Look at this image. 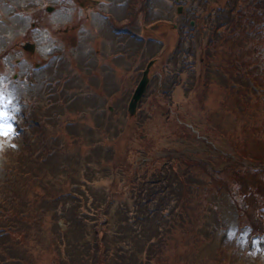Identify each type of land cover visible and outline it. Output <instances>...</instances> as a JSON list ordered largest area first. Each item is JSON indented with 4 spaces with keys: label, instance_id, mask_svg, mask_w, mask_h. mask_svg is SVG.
Masks as SVG:
<instances>
[{
    "label": "trees",
    "instance_id": "trees-1",
    "mask_svg": "<svg viewBox=\"0 0 264 264\" xmlns=\"http://www.w3.org/2000/svg\"><path fill=\"white\" fill-rule=\"evenodd\" d=\"M193 19L199 28L210 23L207 36L210 45L201 44L200 57L209 63L214 62V54L219 55L216 62L225 64L222 72L228 81L235 74L242 75L233 89L223 86L231 92L225 91L224 102L215 115L217 124L204 125L205 131L217 133L215 139L223 134L227 140L223 149L216 147L214 141L211 144L213 152L208 162L217 173L209 175L212 180L208 183L212 189L209 195L220 196L236 184V191L247 208L245 217H241L244 213L238 215L236 227L245 228L249 237L257 235L264 241V57H258L252 48L253 29L259 27V37L264 35V0H215L214 4H204ZM214 36L220 39L211 40ZM261 39L264 45L263 36ZM202 40L198 37L199 43ZM197 65L201 88L208 84V77L203 74L201 64ZM64 80L58 81L60 85ZM231 93L234 98H240L232 101V111L227 106ZM71 96L65 103L67 99L75 100ZM196 98L202 104L201 97ZM85 100L88 99L82 97L81 102ZM223 106L230 111L228 121L235 128L232 134L228 131L224 134V128L218 125L223 123L220 120ZM36 115L32 120H38V126L25 131L24 124L25 128L18 131H25L22 142L17 141L14 152L9 149L3 154L0 264H35L43 256L49 258V264H170L172 247L179 250L181 244L187 251L180 264H243L240 254L215 237L216 227L207 223L192 224L188 209L192 201L187 198L195 189L202 190L203 184L179 174L178 182H173L179 184L177 187L172 188L171 181L167 180L169 188L165 187L164 191L162 183L154 181L153 186L158 188L139 187L134 191L137 186L133 188V175L121 159L122 153H113L114 146L106 141L111 139V132L104 130L93 137L90 131L82 144L74 141V148L70 150L60 143L59 136L53 141L57 134L44 131L46 122H54L58 128L63 122L69 127L73 125L74 121H69L70 112L63 120L57 112L53 116ZM111 116L107 112L102 114L103 118L111 119ZM138 118L126 123L130 128H137ZM133 132L137 130L130 133ZM219 160L223 161L221 168L217 166ZM122 171L129 181L130 192L143 193L140 203L114 205V201L124 198L123 192L118 194L113 188L106 192L94 187L98 182L109 180L117 183ZM150 176L160 178L153 170ZM173 202L175 205L170 208ZM149 204H153V209L148 208ZM207 212L204 207L199 219H204ZM178 215L176 222L181 216L187 218L181 221L186 233L180 243H174L178 237L171 232ZM60 221L66 225L65 231L59 226ZM229 227L227 223L217 230L221 234Z\"/></svg>",
    "mask_w": 264,
    "mask_h": 264
},
{
    "label": "rangeland",
    "instance_id": "rangeland-1",
    "mask_svg": "<svg viewBox=\"0 0 264 264\" xmlns=\"http://www.w3.org/2000/svg\"><path fill=\"white\" fill-rule=\"evenodd\" d=\"M134 1L138 8L144 6L143 1L145 0ZM150 1L155 6L154 14L150 18L143 15L137 19H140L139 25L144 24L147 28L151 27L157 30L152 29L150 32L140 30L137 35L142 40L148 37H150L148 41L149 39H155L156 45H153L154 48L148 45L144 47L145 41L123 35L125 37L120 39L121 42L119 43L126 44L122 46L121 52L127 53L124 54L127 60L119 58L114 61L115 59L112 60L108 56V50L102 51L104 46L101 45V43H105L104 39L106 38L113 42V30L95 17L94 11L89 12L87 9H82L78 6V3H74L72 0H0V89L10 96L12 102L11 114L14 117L20 115L18 120H22L20 125H15L14 120L12 121L14 135L0 136V168L3 163V154L9 149L14 152L17 141L22 142L27 128H32V125L34 127L32 120L34 115L53 116L57 112V115H61L60 117L63 120L65 114L70 112L69 121L75 123L70 127L65 122L61 123L59 128L54 122H46L44 131L57 134L53 141L59 136L60 143L72 150L74 148L72 143L77 141L82 144L90 131V135L95 137L94 134H101L104 130H108L112 135L111 139L106 141L114 146L113 153L115 151L122 153L121 159L128 165L130 175H133L131 179L134 182L133 188L137 186L134 191L139 187L158 188L153 186L154 181L161 182L165 191V187L168 185L167 180L171 181V187L173 188L179 186L178 183L173 184V182H178L179 174L185 175L187 180L191 176L190 181L204 185L202 190L195 189L191 197L187 198L192 201L188 203L189 217L192 224L207 223L221 229L228 223L230 227L226 233V239H224L223 234L218 235L220 230L215 229V237L222 241L221 244H228L236 254H240L243 264H264V241L253 239L249 242L246 232L241 230L236 233L238 215L244 213L247 209L244 200L240 198L236 191V184L232 185L227 193H220V196L209 195L212 193V189L208 184L212 181L209 175L217 173L208 162V157L213 152L211 144L215 142L216 147L223 149L227 140L223 134L215 139L217 133L213 130L212 132L211 130L209 132L205 131L204 125H207L208 122L217 124L215 121L216 112L224 102L225 93L231 92L224 89L223 86L233 89L242 75L235 74L233 79L228 81L227 75L222 72L226 68L225 64L219 61L216 62V59L219 60L217 58L219 55L214 54L212 57L214 62L209 63H206L207 61L200 57L199 48L201 44L203 46L210 45L209 40H207L210 23H205L201 28L190 24V27H188L187 23L198 16L204 4L197 7L194 0ZM210 1L214 3V0ZM125 3L115 4V8L104 6L101 9L97 5L93 8L100 9L103 12H111L114 18H117L118 23L116 22L115 25L121 26L125 17L129 16L126 13L127 9H124ZM47 6L59 7L61 11L68 6L69 11L67 14L70 13V15L64 17L61 11L55 14L48 13L45 10ZM179 6H182L187 12L185 19L176 16V8ZM36 16L40 18L38 19ZM123 16V20H120ZM79 19H84L89 23H80ZM104 19L106 20V18ZM165 21H167L166 24H163L162 22ZM39 22L44 24L43 29L36 26ZM61 22H66L70 28H74L72 32L77 33L76 36L80 44L87 40L91 41L92 46L89 48L91 51H87L89 56L86 57L78 54L75 56L78 47L72 48V54L69 53V58H76L73 61L71 60L75 65L72 66L67 81L64 80V83L60 85L58 81L66 79V77H52V83H48L51 77L46 79L43 75L56 76L59 75L57 71L68 74L66 67L70 68V65H56L53 58L54 49L41 47L39 39L43 34L51 35L64 28L65 26ZM134 24L138 23L135 22ZM158 25L160 26L158 27ZM262 28L264 29V24H262ZM258 29L260 28L258 27ZM258 29H253L252 48L255 49L258 57H264V45L261 44V37L263 36L264 41V35L262 34L259 37L261 30ZM117 36L121 38L122 35L118 34ZM200 36L203 38L201 43L198 41ZM216 39H220V37L214 36L211 40ZM34 41H36V45H39L35 53L32 54L22 50V45L25 42L34 43ZM155 46L157 47L155 48ZM98 49L99 52H96ZM152 49L156 56L160 57L161 65L159 69L161 72L160 74L157 72L151 74L150 88L147 89L146 96L144 95L138 105L140 118L137 116V126L139 127L130 128V125L126 122L137 121V119H127V108L134 91L133 88L137 86L141 79V72L150 61L149 57L151 56L146 51H152ZM156 49H158V53ZM115 53H117L116 46L113 47V54ZM130 53H133L134 59L129 60L128 54ZM194 53L195 58H193ZM34 55L39 58V63L43 61L39 66L35 65ZM176 60L178 68L174 66ZM71 61L68 63H71ZM159 61L153 67L158 65ZM166 64H171V66L167 67ZM197 64H201L203 74L208 77V84L201 88L198 74L200 67ZM172 67L179 70V75L176 77H170ZM15 74L18 82L15 85L9 84ZM112 81L113 84H111ZM110 84L116 87L118 97H108L107 101L88 99L81 102L82 97H85L82 95L86 93L71 90V87L76 89L85 88L88 94L96 92L103 95L109 94L108 87ZM157 87L159 88L156 93ZM165 88L169 89L170 92H166ZM64 89H67V92ZM112 89L114 90V87ZM197 95L201 97L202 104L199 101L196 102ZM70 96L74 97L75 100L67 99L65 103L64 100ZM245 97L248 98V96ZM227 99L229 100L227 103L228 109L232 111V101L235 102V99L240 98H234L233 93H231ZM19 101L24 102L22 108L19 107ZM60 105L66 106L58 108ZM92 105L104 106L102 107L103 111L111 113L112 118H103L102 115L98 117L96 113L89 112L88 108ZM228 109L223 106V118L220 119L223 123L218 124L219 128H224V134H226V131L232 134L233 129H235L231 127L230 120L228 121L230 112ZM25 116L30 117V119H25ZM236 119L238 120V118ZM24 124L27 126L25 131L18 132L20 128H25ZM103 124L104 127H101ZM98 126L100 127L97 128ZM69 128L72 129L70 133ZM89 128H93V131ZM133 129H136L137 133H130ZM56 130L59 132H53ZM96 141L98 139L94 140V142ZM217 166L221 168L223 161L219 160ZM152 170L157 172L160 178L151 177ZM118 176L117 183L109 180L98 182L94 187L103 189L106 192L111 188L118 194L123 192L124 198L121 201H114V205L119 202H128L130 206H133L136 202L140 203L143 193L139 194L136 191L132 194L130 192L129 181L126 180L125 172L124 175L123 171L120 172ZM163 180L165 181L163 182ZM206 183L207 186H205ZM169 205L171 208L175 205V202ZM204 207H207L208 212L203 217L204 219H199ZM148 208L153 209V204H149ZM245 216L244 213L241 217ZM175 218V228L171 234L174 233V237H178L174 240V243H180L181 237H184L186 233V228H183L184 225L181 221L187 220V218L181 216L179 222L176 221L180 216L178 215ZM60 223L62 224V221ZM186 251V248H182V244L179 245V250L172 247L170 251V253L173 252L172 262L170 264H180ZM35 264H49V258L43 256Z\"/></svg>",
    "mask_w": 264,
    "mask_h": 264
},
{
    "label": "flooded vegetation",
    "instance_id": "flooded-vegetation-1",
    "mask_svg": "<svg viewBox=\"0 0 264 264\" xmlns=\"http://www.w3.org/2000/svg\"><path fill=\"white\" fill-rule=\"evenodd\" d=\"M72 1L74 3H78V6L82 9L83 8L87 9V10H89V12L94 11L95 17H97L102 22L106 23L110 27V29L113 30V32H112V36L114 39V40L112 39L113 42L109 38L104 39L105 43H101V45L104 46L102 51L108 50L109 51L108 56H110L112 60L115 59L114 61L118 60L119 58L120 59L124 58L122 60H127V58L124 56V54H127V53L121 52V49H123L122 46H125L126 44H123V43L120 44L119 42H121L120 39H123L127 35L130 37H133L135 39L140 38V36L137 35V29L139 27L136 28V24H134L136 22L135 21V15H136V10H135L136 3H135V1L134 0H129V2H128V0H72ZM124 2H126L124 9L125 8L127 9L126 13L129 16H126L124 20H123L124 16L120 18V20H123V24L121 26L115 25L117 22V18L115 19L111 12H108V11L103 12L100 9L93 8L96 5L98 8H101V9L104 8V6H109L108 8H110V7H114L115 4L118 5L119 3H124ZM48 7L51 8V11L47 9ZM150 7H151L150 0H148L147 3L145 4L144 10H142L141 8L139 9V11H138L139 15H144L145 17H150ZM45 10L47 12H50L53 14L61 11V9L59 7H56V6H47L45 8ZM68 11H69V7L66 6V8L63 11H61V13L64 15V17H67L68 15H70V13L67 14ZM36 17L38 19L40 18L38 16H36ZM104 18H106V20ZM79 22L80 23H87V24L89 23V21H84V19H79ZM61 23L64 24V26H65L64 28L59 29V31L57 33H52L51 35L47 34L48 36H46L45 40L48 42V44H50L54 47V49H55L54 51L58 55L63 56L64 54H66L67 61H71V60L73 61L76 59V58H72V59L69 58V53L72 54V52H71L72 48L75 49L78 47V50L75 52V56H76V54L81 55L83 57L89 56L87 51H89V52L91 51L89 49L92 46L91 41L85 40V41H83L82 44H80V42H78V39L76 36L77 33L72 32L74 30V28H70L66 22H61ZM38 24L41 25L42 27H44V24L42 22H39ZM140 30H142L144 32H146V31L150 32L152 30V28L151 27L147 28L143 24L142 29H140ZM118 34L122 35L121 38H119L117 36ZM123 35H125V36H123ZM148 38H150V37H148ZM148 38L144 39L145 42L143 45H145L146 40H148ZM122 41H124V40H122ZM114 46H116V52H117L115 54H113V47ZM149 47H151V44H149ZM96 52H99V49ZM149 55H150V53H149ZM128 57H129V60L135 58L133 53L128 54ZM34 60H35V65L40 64L38 62L39 58H36V55H34ZM111 84H113V81L111 82ZM111 84L108 87V93L109 94H103V95L108 96V97H113V98L118 97V94L116 92L117 91L116 87L114 85L112 86ZM117 84H118V82H117ZM111 86L114 87L115 91L112 89ZM133 89H135V87Z\"/></svg>",
    "mask_w": 264,
    "mask_h": 264
},
{
    "label": "snow or ice",
    "instance_id": "snow-or-ice-1",
    "mask_svg": "<svg viewBox=\"0 0 264 264\" xmlns=\"http://www.w3.org/2000/svg\"><path fill=\"white\" fill-rule=\"evenodd\" d=\"M11 103L10 96L0 89V136L15 134L12 123L15 117L11 114Z\"/></svg>",
    "mask_w": 264,
    "mask_h": 264
},
{
    "label": "water",
    "instance_id": "water-1",
    "mask_svg": "<svg viewBox=\"0 0 264 264\" xmlns=\"http://www.w3.org/2000/svg\"><path fill=\"white\" fill-rule=\"evenodd\" d=\"M193 24V23H192ZM26 48V47H25ZM153 65V62H150L148 64V66L146 67V70L143 73V77L142 80L140 81L139 85L137 86L134 95L130 101L129 107H128V111L130 116H134L136 113V107H137V103L138 101L142 98V95L144 94V91L146 89V86L148 84V74H149V70L150 67Z\"/></svg>",
    "mask_w": 264,
    "mask_h": 264
}]
</instances>
